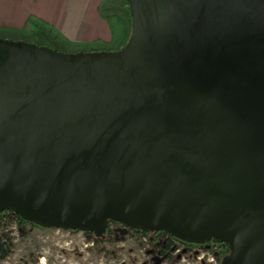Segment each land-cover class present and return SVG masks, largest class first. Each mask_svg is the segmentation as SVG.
Here are the masks:
<instances>
[{"label": "water", "instance_id": "1", "mask_svg": "<svg viewBox=\"0 0 264 264\" xmlns=\"http://www.w3.org/2000/svg\"><path fill=\"white\" fill-rule=\"evenodd\" d=\"M127 1L116 50L0 37V209L264 264V0Z\"/></svg>", "mask_w": 264, "mask_h": 264}, {"label": "rangeland", "instance_id": "2", "mask_svg": "<svg viewBox=\"0 0 264 264\" xmlns=\"http://www.w3.org/2000/svg\"><path fill=\"white\" fill-rule=\"evenodd\" d=\"M111 220V219H110ZM11 236L13 247L0 264H148L147 237L134 231L124 238L93 240L80 229L15 222L0 227ZM205 250L198 251L204 253ZM174 264H202L198 257L179 258ZM213 264V263H212Z\"/></svg>", "mask_w": 264, "mask_h": 264}, {"label": "trees", "instance_id": "3", "mask_svg": "<svg viewBox=\"0 0 264 264\" xmlns=\"http://www.w3.org/2000/svg\"><path fill=\"white\" fill-rule=\"evenodd\" d=\"M97 11L110 26L111 37L108 40L102 38L86 41L71 40L54 24L34 13H30L26 17L22 26L13 27L0 25V37L21 39L38 45H45L56 51L64 53H88L101 50H116L120 48L126 42L131 32L132 16L128 1L101 0L97 6ZM108 219L109 218H106L105 220V228H109L107 224ZM8 222H15L19 229L24 228V226L28 223L40 227L49 226L40 224L32 219H28L20 213H14L13 208L11 207L5 208V212H0V227ZM133 227L139 229L137 226ZM68 228L73 230L80 229L77 227ZM82 230L87 236H91L95 241L101 239L100 237H96L92 230L86 228ZM141 233L147 237L151 233V230H142ZM12 247L13 243L11 241V236L6 231H1L0 258L8 256ZM227 251H230V248L227 249Z\"/></svg>", "mask_w": 264, "mask_h": 264}, {"label": "crops", "instance_id": "4", "mask_svg": "<svg viewBox=\"0 0 264 264\" xmlns=\"http://www.w3.org/2000/svg\"><path fill=\"white\" fill-rule=\"evenodd\" d=\"M101 0H0V25L22 26L34 13L59 28L68 38L110 39L108 22L97 11Z\"/></svg>", "mask_w": 264, "mask_h": 264}, {"label": "flooded vegetation", "instance_id": "5", "mask_svg": "<svg viewBox=\"0 0 264 264\" xmlns=\"http://www.w3.org/2000/svg\"><path fill=\"white\" fill-rule=\"evenodd\" d=\"M2 211L5 212V208L0 209V212ZM107 224L109 228H105L99 235H95L96 237L117 240L119 238H124L128 233H133L134 231L141 233L142 231L136 229L133 225L124 224L114 219H108ZM118 227H124L126 231L121 233V231L118 230ZM92 232L94 233V231ZM147 243L148 246L145 249V252L148 255V264H152L156 258H161L160 264H174L179 258H182V256L184 258V255H187L188 257H198L200 255L198 254V251L202 250H212L214 254V262L220 264L221 258L230 252L227 251V249H229L227 243H223L213 238H207L204 240L181 238L167 233L160 228L151 230V233L147 236ZM201 263L212 264L206 262L203 256L201 258Z\"/></svg>", "mask_w": 264, "mask_h": 264}, {"label": "built area", "instance_id": "6", "mask_svg": "<svg viewBox=\"0 0 264 264\" xmlns=\"http://www.w3.org/2000/svg\"><path fill=\"white\" fill-rule=\"evenodd\" d=\"M141 230V229H140ZM205 253L207 254V257L205 258L206 262H209V263H213V264H216L214 262V254L212 252V250H207L205 251ZM204 253H201L198 258L201 259L202 256H203Z\"/></svg>", "mask_w": 264, "mask_h": 264}]
</instances>
